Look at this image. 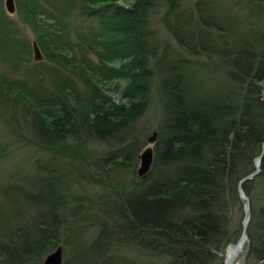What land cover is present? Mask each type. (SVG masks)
Returning a JSON list of instances; mask_svg holds the SVG:
<instances>
[{
	"label": "trees",
	"instance_id": "obj_1",
	"mask_svg": "<svg viewBox=\"0 0 264 264\" xmlns=\"http://www.w3.org/2000/svg\"><path fill=\"white\" fill-rule=\"evenodd\" d=\"M43 1L16 0V13L73 78L51 70L45 92L1 76L0 96L22 107L23 146L46 158L31 162L26 186L10 187L33 211L0 225V264H35L70 235L72 264H223L244 217L238 183L264 141V0H77V16L94 23L83 32ZM16 30L0 9V59L22 67ZM109 84L138 99L116 105ZM153 91L156 139L139 177ZM241 188L242 264H264V151Z\"/></svg>",
	"mask_w": 264,
	"mask_h": 264
},
{
	"label": "rangeland",
	"instance_id": "obj_2",
	"mask_svg": "<svg viewBox=\"0 0 264 264\" xmlns=\"http://www.w3.org/2000/svg\"><path fill=\"white\" fill-rule=\"evenodd\" d=\"M41 1L44 2L43 0ZM47 1L49 2V4L48 3L47 5L44 4V7L46 6L47 8L46 10H50L51 12L56 11L55 13L62 12L63 17H65L69 22V27L72 29V31L73 28H77L81 32L85 30L87 31V28L90 25L94 24L91 23L90 21L82 20L77 16V8H78L77 0H47ZM13 2H14V7L16 8L17 7L16 0H13ZM119 4L124 5L129 3H125L124 1H119ZM0 9L2 12H5L6 15L13 21L14 27L17 29L16 31L18 33V36L20 37L19 39L21 42H23L25 46L24 47L25 53L23 54V56L26 55L29 57L27 65L22 67L18 66L17 64H8L0 59V84L2 80L1 76H3L5 77V79L8 80L19 81L21 85L20 86L21 89L25 88L26 86L25 84H27L26 87L29 89H34L35 87L39 89L43 87L50 88L51 79L56 77V76L53 77V73H51V70L54 72L57 71L56 73L59 78H65L67 76L73 78V76L70 73L66 72V70L56 67L54 63L47 61L44 57L40 61H35L33 58V50H32V42L34 41V35L31 28L28 26L27 22H25V20L23 19V15L17 14L16 10L15 12L12 13L7 12L5 8V0H1ZM161 12H163V8L161 5H159L153 11L151 17H156ZM70 35H71L70 37L72 38L73 34L71 33ZM19 53H23V51ZM32 70H38V72L41 75L44 74V79L42 81H39L40 84L34 83L35 82L34 79H31L29 77V72ZM6 87L7 86H5V91H10V93L12 94L15 93V91L10 90L11 87L8 88L9 90H6ZM107 87H110V89L107 88L108 90H105V92L107 96L111 98V101H113V103H115L116 105L119 106L128 105L138 99V98L128 99L126 97L121 96L117 91L113 90L112 84L107 85ZM40 90L46 92L48 89L47 90L40 89ZM7 102H8L7 100H5L2 96H0V146L1 147L5 146L4 154H0V225L6 223L7 226L8 225L12 226L16 219L28 217L29 214L31 213L30 210H32L27 206H25L20 201H15V199L18 198V195H16L14 191L15 187L19 185L26 186L25 177H27L29 174L28 171H30L29 167L31 162L34 161L37 157L40 159L41 158L45 159L46 156L39 153L38 151H35L32 148L23 146L27 142V139L25 138L27 137L26 135L30 136V133L29 131H26V127L24 126L25 123H22L21 121L22 117H19V115L22 112V107L18 104H15L14 102L13 103L10 102L9 104H7ZM155 102H156V96H155V92L153 91L151 96L149 97V106L143 118V127H144L143 134L144 136H147V138L148 136L151 135L152 131L154 130L155 119L158 116V114L156 113ZM13 114L18 116H15ZM10 116L15 118L14 122L18 125L17 126L18 129H14L12 124L6 121L7 119L9 120L11 119ZM27 119L30 124V119L29 118ZM20 128L21 131L19 130ZM145 129H147L146 131L147 133H145ZM152 144L153 142L149 143L147 141V145H145V147L152 146ZM11 186L12 187L15 186V187L12 189L10 188ZM6 188L12 189L11 191L13 192L7 190ZM6 195H10V196L7 197ZM11 196L13 197L14 201L11 200ZM0 230L3 231L4 229L0 228ZM70 238L71 235L61 238L60 244L57 245V246H61L62 248V261L67 260L68 264H72L73 262L71 249L70 247H68V244H71ZM84 239H87V237L84 236ZM243 250L238 253L236 258L233 260L232 264H242ZM123 252L119 253L118 256L122 259L123 263L124 262L128 263L129 258H133L134 256H132V254L130 253L127 252L123 253ZM46 254H44L42 258L36 259L35 264H42Z\"/></svg>",
	"mask_w": 264,
	"mask_h": 264
},
{
	"label": "water",
	"instance_id": "obj_3",
	"mask_svg": "<svg viewBox=\"0 0 264 264\" xmlns=\"http://www.w3.org/2000/svg\"><path fill=\"white\" fill-rule=\"evenodd\" d=\"M5 8L9 13L15 12L14 2L13 0H5ZM32 50H33V58L35 61H40L43 58L42 52L38 46V44L33 41L32 42ZM262 99L264 100V86L261 92ZM156 139V131H152L151 135L148 136L147 141L149 143L154 142ZM264 151V141L261 146V152L254 159V171L242 177L238 183V192L239 196L245 200L244 204V217L241 223V232L235 243L229 244L225 250V257L223 264H232L233 260L236 258L238 253L241 250V246L243 241L247 240V225L249 221V199L243 192L241 188V184L246 181L252 179L260 170V159ZM153 157V149L152 146H146L139 155V165L137 167V175L139 177H143L144 174L148 171L151 166ZM230 251L228 252V250ZM246 252V249L243 251ZM243 253V254H244ZM62 262V248L61 246L55 247L52 251L47 253L43 259L42 264H61Z\"/></svg>",
	"mask_w": 264,
	"mask_h": 264
},
{
	"label": "bare ground",
	"instance_id": "obj_4",
	"mask_svg": "<svg viewBox=\"0 0 264 264\" xmlns=\"http://www.w3.org/2000/svg\"><path fill=\"white\" fill-rule=\"evenodd\" d=\"M244 244H245V241H243L242 246H241V250H240V251L243 250V248H244ZM229 251H230V249L228 250V252H229Z\"/></svg>",
	"mask_w": 264,
	"mask_h": 264
}]
</instances>
